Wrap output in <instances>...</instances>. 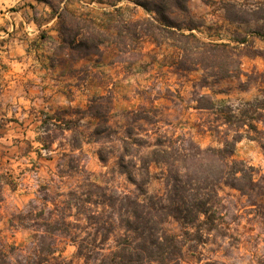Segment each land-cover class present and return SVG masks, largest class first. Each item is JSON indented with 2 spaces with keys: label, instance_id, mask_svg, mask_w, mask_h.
<instances>
[{
  "label": "rangeland",
  "instance_id": "1",
  "mask_svg": "<svg viewBox=\"0 0 264 264\" xmlns=\"http://www.w3.org/2000/svg\"><path fill=\"white\" fill-rule=\"evenodd\" d=\"M261 1H189L191 14L204 26L200 32H194L198 37L240 48L241 52L233 54V59L241 62L239 77L219 82L211 78L209 87L202 85L203 70L176 69L184 59L175 47L177 42L162 33L160 46L151 43L148 37L135 43V50L132 45L117 47L108 43L100 54L91 55L78 64V68L85 65L91 68L87 75H79L85 79L87 87L80 91L75 88L73 94L66 97L65 86L70 82L77 84L78 81H72L77 75L66 70L68 82L63 83L62 68L49 69L54 53L50 38L58 36L57 20L50 19L51 8L41 0H0V242L6 246L30 245L34 238L47 236L45 231L51 230L45 224L56 216L61 223L55 237L63 259L83 264L77 256L74 240L90 244L96 238L91 247L104 243L103 252H109L122 234L118 230L123 215L120 202L105 216L108 223L113 221L118 227L116 231L107 226L106 231L96 235L87 222L77 221L78 210L74 206L78 192H85L84 198L92 193L94 200L97 199L101 191L89 187L93 183L110 186V190L103 191L106 197L100 200L110 198L113 189L116 198L123 195L127 190L126 176H119L117 162L122 153L129 156L133 147L128 145L125 151V143H132L135 138L149 141V146L144 144L140 149L142 156L151 152L156 138L163 133L173 140L192 136L203 150L222 147L211 129L220 126L219 131L229 132L231 139L236 134L238 120L223 126L216 113L199 112L195 109L199 95H207L218 104L225 101L226 106L254 112L250 116L257 118L254 124L258 131L242 129L245 138L237 144L233 160L246 161L264 174V109L256 110L257 105L264 103V19L245 17L240 12L238 15V9L232 7L238 3L245 5L244 11L254 10ZM65 7L69 15L91 21L98 28L108 26L109 13L114 11L96 0H65L62 8ZM118 8L120 12L114 13L117 20L144 21L150 17L129 2L120 3ZM114 26L117 27L113 34L118 41L121 24L117 21ZM125 36L130 42L128 35ZM241 39L247 40L246 44L236 42ZM101 95L108 96L110 101L107 106L111 129L103 135L104 139L93 142L91 134L98 121L86 116L79 124L80 130L87 134V139L82 140H93L73 155L70 134L68 140L59 137L49 148L36 141L40 134V121L35 118L38 111H48L51 107L84 110L91 100ZM248 102H255V107H248ZM217 108V113L225 109L224 106ZM179 144L184 154L189 152L187 142L181 140ZM103 147L108 156L107 164H103L98 155ZM212 159L208 154L187 164L192 166ZM162 170V167L151 166L149 193H158L164 188ZM221 195L225 198L221 211L227 215V237L213 234L204 246L192 247L184 264H196V257L203 260L199 264H258L264 259L263 205L229 188H223ZM63 216H69L65 222H62ZM166 227L171 233L182 236L175 220H169ZM96 251L98 249L93 252Z\"/></svg>",
  "mask_w": 264,
  "mask_h": 264
},
{
  "label": "trees",
  "instance_id": "2",
  "mask_svg": "<svg viewBox=\"0 0 264 264\" xmlns=\"http://www.w3.org/2000/svg\"><path fill=\"white\" fill-rule=\"evenodd\" d=\"M41 1L52 10L50 19L57 20L55 28L58 36L50 38L54 46V53L50 57L51 69L62 68L63 76L67 77L66 70L77 75V79L72 80L78 81L77 84L73 85L70 82L65 86L67 97L73 94L75 88L76 91H80L87 87L85 79L79 75L82 73L87 75L91 68L88 65L78 68L81 61L87 60L91 55L100 54L102 47L108 43L116 44L117 47L132 45V49L135 50L137 49L135 43L148 37L151 43L160 46L162 33L177 42L175 47L184 59L176 69L189 72L203 70L205 74L202 85L209 87L211 78L215 79L214 82H219L242 74L241 62L233 59V54L240 51V48L213 40L204 41L194 33L200 32L204 26L191 14L190 0H96L114 8V11L109 13V24L105 28H98L91 21L69 15L68 9L62 8L65 0ZM122 2H129L137 8H142L150 17L144 21L117 20L114 13L120 12L121 8H118V5ZM232 7L234 10L238 9V15L242 13L245 17L252 15L258 20L264 19V0L259 2L254 10L244 11L245 5L238 3L232 4ZM238 17L241 20L240 16ZM117 21L121 24L118 41L115 40L116 34H113ZM36 23L41 27L38 20ZM125 35H128L130 42H127ZM211 36L213 35L209 37ZM236 42L246 44L247 40L241 39ZM195 101L196 110L216 113L220 116L223 126H230L234 120H238L235 126L236 134L230 139L229 132L219 131L220 126L213 128L211 131L219 137L218 141L222 147L203 150L192 136L184 135L173 140L163 133L158 135L154 148L146 156L141 155L140 149L149 144L147 139L135 138L132 143H125L127 145L124 147L125 151L128 145H132L133 148L129 156L122 153L117 162L119 176H126L127 190L124 194L116 198L113 189L110 198L100 200L106 197L103 191L110 190V186L106 184L102 187L93 183L89 187L102 192H99L101 196L98 195L97 199L94 200L95 195L92 193L84 198L85 192H78L79 196L74 206L78 210L77 221L87 222V226L94 230L96 235L102 230L106 231L108 227L111 231H116L118 227L114 226L113 221L108 223L105 216L109 210L116 209L118 202L119 209L123 210L118 229L122 234L108 249L109 252H103L104 243L91 247V243H96V238L90 244L74 240L78 247L77 256L83 260V264H184L186 254L192 247L198 249L199 246H204L213 234L221 238L227 237L228 231L225 228L227 215L221 211L225 202L221 195L223 188L236 190L251 201L255 199L264 208V174L246 161L233 160L237 144L245 138L242 129L248 127L258 131L254 124V121H257L253 116L254 112L244 111L233 105L226 106L225 101L218 104L207 95H199ZM108 104L109 97L101 95L91 100L84 110L80 107L69 109L51 107L48 111H38L35 118L40 121V134L36 141L49 148L59 137L68 140L67 135L70 134L69 142L73 155L75 151L82 150L85 143H91L93 140L90 139L88 142L82 140L87 139V134L80 130L79 124L86 116L98 121L91 134L93 142L104 139L103 135L111 129L108 124L110 113ZM247 104L248 107H255V102ZM218 106H224L225 109L217 113ZM262 109L264 103L256 106V110ZM251 114L253 115L250 116ZM142 117L148 119V116ZM247 138L254 140L251 136ZM181 140L189 144V152L186 154L179 144ZM105 152L104 147L98 152L103 164L108 163ZM208 154L213 158L209 162H200L192 166L187 164L189 160L193 161ZM127 157L130 158L127 160ZM153 165L163 169L164 188L158 193L151 194L147 185L151 180L150 168ZM131 186L135 188L131 190ZM53 217L45 224V227L51 230L45 231L47 236L34 238L30 245L6 246L0 242V264H73L72 261L63 259L57 248L55 236L61 220ZM68 217L63 216L62 222ZM171 219L179 223L182 236L171 233L166 227ZM95 249L98 251L93 252ZM202 261L199 257L194 260L196 264ZM258 264H264V259H260Z\"/></svg>",
  "mask_w": 264,
  "mask_h": 264
},
{
  "label": "crops",
  "instance_id": "3",
  "mask_svg": "<svg viewBox=\"0 0 264 264\" xmlns=\"http://www.w3.org/2000/svg\"><path fill=\"white\" fill-rule=\"evenodd\" d=\"M55 20V19H54ZM58 35V34H57ZM49 69L50 70H53V69H51V66H49ZM59 68H57V69H55L54 71H57ZM61 70V69H60ZM62 71V73H63V69L61 70ZM64 75V74H63ZM65 79H64V81H63V83H65V82H67L68 81V77L67 76H63ZM64 93V95L66 96V92H63ZM67 97V96H66ZM55 108V107H54Z\"/></svg>",
  "mask_w": 264,
  "mask_h": 264
}]
</instances>
